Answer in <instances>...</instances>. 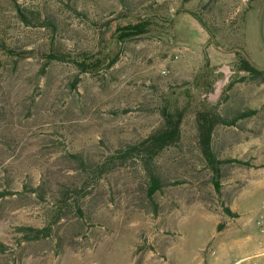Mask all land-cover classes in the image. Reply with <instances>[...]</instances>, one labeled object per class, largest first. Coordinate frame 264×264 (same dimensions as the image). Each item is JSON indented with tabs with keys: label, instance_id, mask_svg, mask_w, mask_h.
<instances>
[{
	"label": "rangeland",
	"instance_id": "obj_1",
	"mask_svg": "<svg viewBox=\"0 0 264 264\" xmlns=\"http://www.w3.org/2000/svg\"><path fill=\"white\" fill-rule=\"evenodd\" d=\"M18 2L57 29L25 26L0 0V37L33 52L0 53V264H264V82L223 94L243 75L235 52L264 69V0ZM139 21L145 33L122 44L110 69L80 73L79 53L110 51L114 26ZM51 52L67 61L47 64ZM205 73L211 91L194 85ZM164 106L183 111L180 137L154 157L170 185L149 199L143 161L110 159L163 129ZM212 108L222 118L255 111L214 128L216 159L249 165H220L219 194L196 130L197 114ZM25 227L50 233L26 242Z\"/></svg>",
	"mask_w": 264,
	"mask_h": 264
},
{
	"label": "trees",
	"instance_id": "obj_2",
	"mask_svg": "<svg viewBox=\"0 0 264 264\" xmlns=\"http://www.w3.org/2000/svg\"><path fill=\"white\" fill-rule=\"evenodd\" d=\"M16 11V14L22 24L25 26L31 27H39L45 28L49 31L53 36L56 35L57 24L54 19H52L49 15H46L45 18H42L41 13L37 10L27 9L22 6V3L18 2V0H9ZM214 4L207 2L203 8H207L212 10ZM190 15L196 19L200 25L207 30L209 36L213 38V35L208 30V27L203 23L202 19L198 18L195 14L190 13ZM128 16H123V19H127ZM147 27V21H139L138 23H130L126 22L125 24H116L114 26V30L111 35L112 38L108 41V44L105 48L110 51H103L96 56H89V53L81 52L79 53L77 59L74 64L80 69V73H88L91 75H98L101 70L110 69L118 60L119 53L121 52L122 44L126 42H130L135 40L138 37H141ZM103 34V32L101 33ZM109 43H111L112 48H109ZM0 53L7 54L10 56H19L24 53H28L22 50H18L17 48H11L6 41L0 37ZM33 52H29L28 54H32ZM46 63H51L52 61L57 62H65L67 61V56L62 52H51L49 54H45ZM235 62L234 73L240 74L242 76H238L237 78H233L228 81L223 94L227 90H230L235 83L238 82H254V83H263L264 82V69H259L255 67L248 58L243 53L235 52ZM205 64L207 63L205 56ZM2 65L0 61V66ZM45 65V64H44ZM208 65H205V69H207ZM43 71V70H42ZM42 73V72H41ZM207 79V73L199 75L196 78L194 85H204L208 88V91L212 90V82ZM78 79L76 78V81ZM76 81L73 84V88H75ZM225 97V96H223ZM255 114V111H247L240 112L232 115L228 118H222L218 116L215 108H212L210 111L199 112L196 116V130L198 136V145L200 148V153L203 156L207 166L213 173V185L215 192L219 194V184L218 178L220 176V165L227 163H235L237 165L249 166L245 162H241L238 160H217L215 154L213 153L211 146V136L214 131V128L221 125L233 126L238 121L248 118ZM160 115L164 120V128L161 130H157L156 132L148 135L142 142L134 146H127L123 151H117L116 155L110 159V162L114 160L125 161L130 158H140L143 161L144 170L146 173V177L148 178V189H147V197L152 199L153 195L159 191L162 187L170 185L168 183L162 182L157 176L155 167L153 166L154 157L158 152L163 150L166 147L173 145L174 143L179 141L180 137V123L183 118L182 110H170L168 107L164 106L160 110ZM74 160L78 162L79 165L82 166V161L79 160L78 157H73ZM110 164V163H109ZM177 183L173 184L176 185ZM223 211L229 217H236L234 213H231L227 208H223ZM19 231L23 234V239L26 242L37 241L41 239H45L48 237L50 233V229H32V228H19ZM0 251H2L0 246Z\"/></svg>",
	"mask_w": 264,
	"mask_h": 264
},
{
	"label": "water",
	"instance_id": "obj_3",
	"mask_svg": "<svg viewBox=\"0 0 264 264\" xmlns=\"http://www.w3.org/2000/svg\"><path fill=\"white\" fill-rule=\"evenodd\" d=\"M263 19H264V3L261 9L260 18H259V27H258L259 41H260L262 48L264 49V36H263V30H262Z\"/></svg>",
	"mask_w": 264,
	"mask_h": 264
},
{
	"label": "crops",
	"instance_id": "obj_4",
	"mask_svg": "<svg viewBox=\"0 0 264 264\" xmlns=\"http://www.w3.org/2000/svg\"><path fill=\"white\" fill-rule=\"evenodd\" d=\"M243 260L244 259H239V260H236V261L232 262L231 264H236V263H239L240 264Z\"/></svg>",
	"mask_w": 264,
	"mask_h": 264
},
{
	"label": "built area",
	"instance_id": "obj_5",
	"mask_svg": "<svg viewBox=\"0 0 264 264\" xmlns=\"http://www.w3.org/2000/svg\"><path fill=\"white\" fill-rule=\"evenodd\" d=\"M263 222H264V218H263ZM236 264H239V263H236Z\"/></svg>",
	"mask_w": 264,
	"mask_h": 264
}]
</instances>
